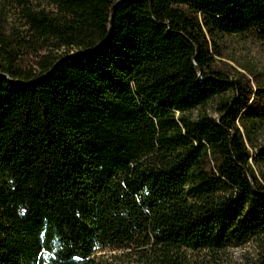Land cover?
I'll use <instances>...</instances> for the list:
<instances>
[{
	"label": "trees",
	"instance_id": "obj_1",
	"mask_svg": "<svg viewBox=\"0 0 264 264\" xmlns=\"http://www.w3.org/2000/svg\"><path fill=\"white\" fill-rule=\"evenodd\" d=\"M50 1L19 2L61 53L25 68L0 47V264H190L250 241L264 264V79L216 66L225 35L264 33V0Z\"/></svg>",
	"mask_w": 264,
	"mask_h": 264
},
{
	"label": "rangeland",
	"instance_id": "obj_2",
	"mask_svg": "<svg viewBox=\"0 0 264 264\" xmlns=\"http://www.w3.org/2000/svg\"><path fill=\"white\" fill-rule=\"evenodd\" d=\"M19 1L0 0V47L15 48L17 56H21L19 58L21 64L25 65V68H33L36 66V57L46 54L57 55L62 50H56L53 44L44 42L45 40L33 39L32 23L26 11L21 9L23 4ZM26 2L27 11L34 13L48 12L51 8L50 0ZM222 49L224 56L217 59V68L226 71L233 79L240 77L241 81H246L248 87L255 89L259 80L264 79V33L251 29L242 33L227 34L223 38ZM198 112L218 117L212 102ZM255 169L264 182V163ZM258 251L256 244L250 241L216 252H187L186 255L190 264H255ZM120 254L121 251L108 248L97 253L107 260H118L116 256Z\"/></svg>",
	"mask_w": 264,
	"mask_h": 264
},
{
	"label": "water",
	"instance_id": "obj_3",
	"mask_svg": "<svg viewBox=\"0 0 264 264\" xmlns=\"http://www.w3.org/2000/svg\"><path fill=\"white\" fill-rule=\"evenodd\" d=\"M115 6H116V5H115ZM115 6H114V7H115ZM100 45H101V44H99L96 48H98ZM88 51H91V50H88ZM88 51H84L83 53H86V52H88ZM58 63H59V62H57V63L54 65V67L57 66Z\"/></svg>",
	"mask_w": 264,
	"mask_h": 264
}]
</instances>
